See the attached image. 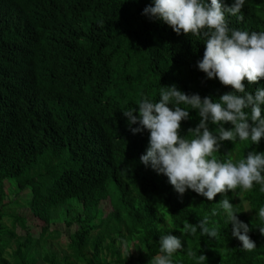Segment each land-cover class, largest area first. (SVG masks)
I'll return each mask as SVG.
<instances>
[{
  "label": "trees",
  "instance_id": "16d2710c",
  "mask_svg": "<svg viewBox=\"0 0 264 264\" xmlns=\"http://www.w3.org/2000/svg\"><path fill=\"white\" fill-rule=\"evenodd\" d=\"M152 3L0 0V264H152L167 234L184 246L173 264H198L200 254L205 264H264L260 185L227 193L251 229L256 248L249 252L231 235L219 194L213 201L192 190L181 196L165 175L140 163L149 132L133 134L122 111L133 107L137 115L142 96L158 102L161 88L172 84L214 102L233 91L198 69L203 39L141 14ZM242 12L243 21L227 16L229 27L264 32V0H245ZM244 83L253 95L264 89V79ZM189 116L181 122L186 138L200 121L197 110ZM253 150L264 152V137L258 145L222 141L215 155L235 162ZM214 207L219 215L209 226L219 225L216 238L184 231ZM59 224L75 231L51 228Z\"/></svg>",
  "mask_w": 264,
  "mask_h": 264
},
{
  "label": "clouds",
  "instance_id": "9594fccd",
  "mask_svg": "<svg viewBox=\"0 0 264 264\" xmlns=\"http://www.w3.org/2000/svg\"><path fill=\"white\" fill-rule=\"evenodd\" d=\"M244 5L245 0H233L230 6L223 0H153L146 6L141 14L150 20L162 21L177 35L191 34L203 39L205 51L197 61L198 69L208 79L217 78L233 91L214 102L211 96L185 94L172 84L161 88L158 102L142 96L137 102V115H133L136 111L133 107L122 112L133 134L149 132L148 147L140 156V163L165 175L181 196L192 190L213 201L219 194L222 197L219 209L226 215V223L232 225L231 235L241 242L244 250L251 252L256 248L248 235L251 229L238 219L227 193L237 188L251 191L254 184L264 191V152L250 151L235 162L231 158L222 162L215 155L222 141L250 140L251 144L258 145L264 137L261 115L264 89L257 88L253 95L246 91L244 83L246 80L251 85L264 79V32L234 29L227 21L228 15L243 21ZM189 109L198 111L200 121L194 129H188L191 138H186L180 131L181 122L190 118ZM209 123L216 125L215 132L209 129ZM225 123L232 127L226 130ZM133 124L138 126L133 128ZM217 215L219 212L214 207L198 224L186 222L184 231L195 235L199 229L201 236L216 238L219 225L209 224L210 217ZM257 215L264 220V207ZM259 231L264 235V228ZM159 245L161 255L152 264H173V255L184 248L181 239L171 234L161 236ZM187 255L195 257L196 253L189 250ZM206 259L200 254L198 264H205Z\"/></svg>",
  "mask_w": 264,
  "mask_h": 264
},
{
  "label": "rangeland",
  "instance_id": "374dc122",
  "mask_svg": "<svg viewBox=\"0 0 264 264\" xmlns=\"http://www.w3.org/2000/svg\"><path fill=\"white\" fill-rule=\"evenodd\" d=\"M9 186H10V185H9ZM9 186H7V187H8V190H11L12 188H10ZM13 194H14V192L9 191L8 198L10 199V198L13 196ZM24 195H25V193H24ZM19 203H20V202H19ZM20 204H21V203H20ZM105 209H106V211L109 210L108 207H105ZM21 213H25V214H26V211H25V210H22ZM51 228H52V229H56V228H57V229L61 230L62 232H64L66 235L69 234V233H71V232H73V231H75V227H71V228L68 230V229H66V228L64 227L63 224H59V225H56V226L53 225ZM18 229H19V228H18ZM19 233H22V231L19 230ZM60 241H61V240H56V241L52 244V247H53V249L57 252V255H58L59 257H62V256L65 254L66 250H65V248H64V246H63V243H61ZM59 243H60V244H59Z\"/></svg>",
  "mask_w": 264,
  "mask_h": 264
}]
</instances>
